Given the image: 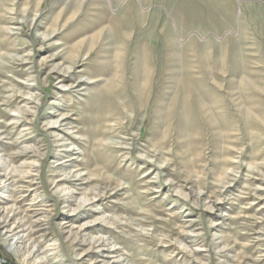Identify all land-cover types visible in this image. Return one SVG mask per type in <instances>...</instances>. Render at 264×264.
<instances>
[{
	"label": "rangeland",
	"instance_id": "374dc122",
	"mask_svg": "<svg viewBox=\"0 0 264 264\" xmlns=\"http://www.w3.org/2000/svg\"><path fill=\"white\" fill-rule=\"evenodd\" d=\"M0 264H264V0H0Z\"/></svg>",
	"mask_w": 264,
	"mask_h": 264
},
{
	"label": "bare ground",
	"instance_id": "6f19581e",
	"mask_svg": "<svg viewBox=\"0 0 264 264\" xmlns=\"http://www.w3.org/2000/svg\"><path fill=\"white\" fill-rule=\"evenodd\" d=\"M2 217H4L3 222H5L3 227L7 226L6 222H9V223L12 222V227H13L11 229H6L5 234H7V233L10 234L12 231H14L16 229H20V231H24V232H25V230H32L33 229V227L31 225L26 224L25 222L21 223V222L14 220V215H8V214L3 213ZM97 242L99 243L98 247H101V245H103V243H104L101 240H97Z\"/></svg>",
	"mask_w": 264,
	"mask_h": 264
}]
</instances>
